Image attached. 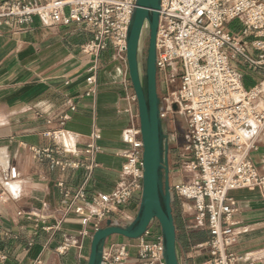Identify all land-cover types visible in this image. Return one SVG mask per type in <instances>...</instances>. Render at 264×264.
I'll return each instance as SVG.
<instances>
[{
    "label": "built area",
    "instance_id": "2783aa9c",
    "mask_svg": "<svg viewBox=\"0 0 264 264\" xmlns=\"http://www.w3.org/2000/svg\"><path fill=\"white\" fill-rule=\"evenodd\" d=\"M136 5L137 0H0V29L22 31L40 17L54 27L77 24L92 31V37L80 46L92 60L78 98L93 97L98 93L103 52L111 49L113 59L128 67L127 39ZM235 21L239 26L232 30ZM156 46L157 76L165 86L166 100L161 117L182 113L188 121L185 146L178 144L176 131L170 132L169 139L180 152L179 172L192 173L193 181L176 183L172 190L183 208L192 211L195 222L210 233L201 245L209 255L203 264H254L255 259L229 251L244 232L236 216L238 203L229 193L258 188L264 194V173L252 158L264 140V81L248 86L235 64L241 58L255 69L264 67V0H162ZM65 84L70 85L71 80ZM123 84L132 87L128 71ZM78 98L67 95L71 111H77ZM126 100L132 124L123 131L130 147L119 153L125 159L122 179L109 193L91 194L85 187L72 193L59 183L71 202L48 230H59L65 217L73 215L82 226L81 238H85L92 237L107 219L122 223L133 219L128 208L142 194L144 146L135 92ZM60 118L63 126L70 116L65 113ZM45 135L58 140L70 133L61 127ZM100 137V130L95 129L83 160L60 159L53 148L32 149L38 160L92 170L97 166L93 159L100 151L96 144ZM153 231L149 226L139 239L105 246L101 264H129L132 260V264H166L161 232L152 236ZM5 235L13 237L9 232ZM71 245L61 243L57 254L64 255ZM7 259V253L0 250V264Z\"/></svg>",
    "mask_w": 264,
    "mask_h": 264
},
{
    "label": "crops",
    "instance_id": "0c3cea01",
    "mask_svg": "<svg viewBox=\"0 0 264 264\" xmlns=\"http://www.w3.org/2000/svg\"><path fill=\"white\" fill-rule=\"evenodd\" d=\"M92 35L77 24L54 27L40 17L22 31L0 29V250L8 255L2 264H37L39 260L41 264H86L91 237L81 238L82 226L75 216H66L59 230L47 229L71 202L58 184L63 183L72 193L80 187L91 194L109 193L122 179L125 159L119 153L130 147L123 131L132 124L126 96L134 90L123 84L128 67L114 60L109 49L99 60L98 93L78 98L92 60L80 46ZM235 64L248 86L264 81V67L255 69L241 58ZM67 80L70 85L65 84ZM67 95L78 98L77 111L67 107ZM65 113L70 118L62 126L60 116ZM61 127L70 135L58 140L45 135ZM95 129L101 132L96 142L100 151L94 156L97 166L92 170L62 168L49 159L34 157L32 148H53L60 159L83 160ZM180 144H187V136ZM179 153V149L173 154L168 149L169 177L176 176L170 180L171 187L193 181L192 173L179 172ZM252 158L264 173V140ZM229 194L238 203L236 216L244 229L229 251L264 264V194L258 188ZM174 201L180 264H203L209 255L201 245L210 233L195 222L180 199ZM139 205L136 197L128 212L133 216ZM6 232L13 237H6ZM64 242L72 245L59 255L56 248ZM119 242L126 240L116 239L106 246Z\"/></svg>",
    "mask_w": 264,
    "mask_h": 264
},
{
    "label": "water",
    "instance_id": "95a60500",
    "mask_svg": "<svg viewBox=\"0 0 264 264\" xmlns=\"http://www.w3.org/2000/svg\"><path fill=\"white\" fill-rule=\"evenodd\" d=\"M161 1L137 0L127 39L128 73L138 100L144 146L143 190L139 209L131 221L120 225L112 219H107L105 224L93 233L86 264H101L109 237L120 235L129 240L139 239L154 221L160 226L166 264H180L168 167L170 139L164 132L161 117V106H166V100L160 97L157 81L156 38ZM145 38H148V49L146 59L142 61V45ZM173 108L178 110L177 105Z\"/></svg>",
    "mask_w": 264,
    "mask_h": 264
},
{
    "label": "rangeland",
    "instance_id": "374dc122",
    "mask_svg": "<svg viewBox=\"0 0 264 264\" xmlns=\"http://www.w3.org/2000/svg\"><path fill=\"white\" fill-rule=\"evenodd\" d=\"M238 26H239L238 21H235V22H233L231 24L230 28L232 30H237ZM142 47H143L144 61H145L146 54H147V49H148V38L144 39ZM242 67H243V65H242ZM157 81H158V92L160 94V97L163 98L164 97V93H163V89H162L163 86H162V83H161V78L158 77ZM163 109H165V107L161 106V110H163ZM163 128H164V132L166 134H168V133L170 134V132L176 131L177 137H178V139H177L178 144H180L182 142H185L186 136H187V133H188V121H187L186 115L182 114V113H175L174 115H170L169 118L163 119ZM169 145L171 146L172 154L175 153L177 143L170 139L169 140ZM173 177H176V176L175 175L174 176L173 175L170 176V180ZM141 195L142 194H138L137 195V196H139V199H141ZM172 197H173V200H175V198L179 199V197L176 195V193L173 190H172ZM133 201H134V199L131 202H133ZM137 212H138V210H137ZM137 212L135 214H133V216L131 215V217L134 218L136 216ZM150 226H151V229L154 230L152 236H156L158 233H160V226H159L157 221L152 222ZM116 239L126 240V241L129 240V239H127V238H125L123 236H120V235H113V236L109 237V239L107 240L106 244H108L111 241L116 240Z\"/></svg>",
    "mask_w": 264,
    "mask_h": 264
},
{
    "label": "trees",
    "instance_id": "16d2710c",
    "mask_svg": "<svg viewBox=\"0 0 264 264\" xmlns=\"http://www.w3.org/2000/svg\"><path fill=\"white\" fill-rule=\"evenodd\" d=\"M142 59L144 61V53L142 54ZM168 138H170V136L168 135ZM168 142V140H166V143ZM166 145V144H165ZM168 148H171V146L169 145V142H168ZM172 208H173V213H174V217H175V201L173 200V197H172ZM116 224H120L122 225L123 223L121 221H115Z\"/></svg>",
    "mask_w": 264,
    "mask_h": 264
},
{
    "label": "flooded vegetation",
    "instance_id": "af4514ba",
    "mask_svg": "<svg viewBox=\"0 0 264 264\" xmlns=\"http://www.w3.org/2000/svg\"><path fill=\"white\" fill-rule=\"evenodd\" d=\"M146 52V51H145ZM142 58V57H141ZM142 61H143V59H142Z\"/></svg>",
    "mask_w": 264,
    "mask_h": 264
}]
</instances>
